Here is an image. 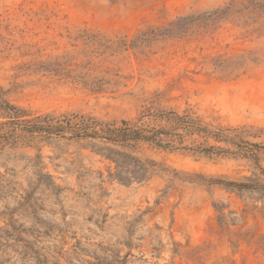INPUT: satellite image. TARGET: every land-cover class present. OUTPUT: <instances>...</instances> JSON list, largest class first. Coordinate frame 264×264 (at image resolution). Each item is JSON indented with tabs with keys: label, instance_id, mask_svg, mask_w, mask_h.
<instances>
[{
	"label": "rangeland",
	"instance_id": "1",
	"mask_svg": "<svg viewBox=\"0 0 264 264\" xmlns=\"http://www.w3.org/2000/svg\"><path fill=\"white\" fill-rule=\"evenodd\" d=\"M0 88L32 116L135 123L160 109L238 133H228L238 146L201 134L172 143L233 155L141 144L134 155L155 167L128 184L86 143L0 144V264H264V148L243 147H264V9L0 0Z\"/></svg>",
	"mask_w": 264,
	"mask_h": 264
},
{
	"label": "trees",
	"instance_id": "2",
	"mask_svg": "<svg viewBox=\"0 0 264 264\" xmlns=\"http://www.w3.org/2000/svg\"><path fill=\"white\" fill-rule=\"evenodd\" d=\"M251 5L257 9H264V0H249ZM144 118L150 119L153 123L162 126L145 124ZM0 119L4 120L0 124V144H16L24 139H63L75 143H86L96 152L101 153L111 162L115 163V172L109 174L110 179L117 180L119 183L128 184L131 181L138 183L147 181L152 175L155 163L149 160H142L134 154L141 144H147L156 149L175 151L183 150L202 156L213 155H233L234 152L198 145L196 147H175L172 143L175 137L184 138L194 134L204 135L216 142H225L238 146L233 143L228 133L234 137L238 135L236 131L217 129L211 131L192 119L189 116H179L172 111L157 109L153 113H142L137 122L130 121L103 122L92 117L80 114H68L56 117L52 114L32 116L27 112L13 105L6 93L0 88ZM181 131L182 133H178ZM97 143L102 144L100 147ZM243 147L261 150L264 147L244 143ZM116 148V149H115ZM260 175L264 176V169L258 167ZM254 183L260 185L258 179ZM225 187L241 188L244 185L233 183L224 184ZM220 213L219 221H222V208L215 206ZM98 260V259H97ZM99 262V261H98ZM98 264H124L119 256H113L111 261L102 260Z\"/></svg>",
	"mask_w": 264,
	"mask_h": 264
}]
</instances>
